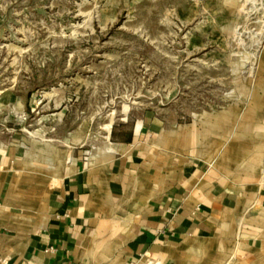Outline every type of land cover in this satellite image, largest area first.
Here are the masks:
<instances>
[{
	"label": "rangeland",
	"instance_id": "1",
	"mask_svg": "<svg viewBox=\"0 0 264 264\" xmlns=\"http://www.w3.org/2000/svg\"><path fill=\"white\" fill-rule=\"evenodd\" d=\"M145 111L264 170V0H0L1 138Z\"/></svg>",
	"mask_w": 264,
	"mask_h": 264
},
{
	"label": "crops",
	"instance_id": "2",
	"mask_svg": "<svg viewBox=\"0 0 264 264\" xmlns=\"http://www.w3.org/2000/svg\"><path fill=\"white\" fill-rule=\"evenodd\" d=\"M40 130L0 137V264H264V170L151 111Z\"/></svg>",
	"mask_w": 264,
	"mask_h": 264
}]
</instances>
